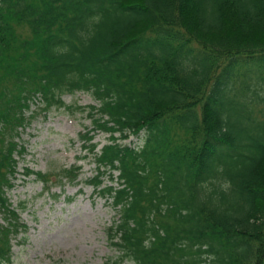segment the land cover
<instances>
[{
	"label": "trees",
	"instance_id": "trees-1",
	"mask_svg": "<svg viewBox=\"0 0 264 264\" xmlns=\"http://www.w3.org/2000/svg\"><path fill=\"white\" fill-rule=\"evenodd\" d=\"M262 62L264 0H0V264L25 228L5 196L19 128L37 95L49 111L75 91L110 134L88 145L119 215L105 264H264ZM109 170L119 187H101Z\"/></svg>",
	"mask_w": 264,
	"mask_h": 264
},
{
	"label": "rangeland",
	"instance_id": "rangeland-1",
	"mask_svg": "<svg viewBox=\"0 0 264 264\" xmlns=\"http://www.w3.org/2000/svg\"><path fill=\"white\" fill-rule=\"evenodd\" d=\"M62 98L65 105L75 108L73 113L61 108L52 109L46 116L40 114L16 138L25 152L16 154L15 186L8 196L27 229L13 238L12 264H105L117 255L106 229L118 215L110 201L99 197L86 183L95 174V163L87 157L88 144L79 138L81 133L94 129L95 117L85 108L96 106L97 101L82 91ZM80 106L83 111L76 109ZM89 133L94 135L92 142L99 144L98 149L109 140V133L104 131L95 129ZM131 139L134 145L142 144L133 138L124 143ZM72 165L81 167L76 183L65 182L60 186L52 178L51 194L44 192L42 184L33 176L23 175L25 167L57 173ZM126 264L133 263L126 261Z\"/></svg>",
	"mask_w": 264,
	"mask_h": 264
}]
</instances>
